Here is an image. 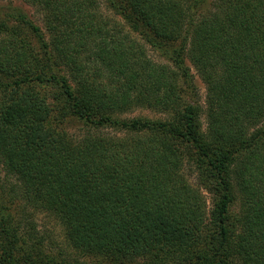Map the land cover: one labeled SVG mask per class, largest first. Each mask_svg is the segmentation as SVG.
Instances as JSON below:
<instances>
[{
    "label": "trees",
    "instance_id": "16d2710c",
    "mask_svg": "<svg viewBox=\"0 0 264 264\" xmlns=\"http://www.w3.org/2000/svg\"><path fill=\"white\" fill-rule=\"evenodd\" d=\"M22 1L44 28L0 4V264H264V0H108L168 63L99 0Z\"/></svg>",
    "mask_w": 264,
    "mask_h": 264
},
{
    "label": "rangeland",
    "instance_id": "374dc122",
    "mask_svg": "<svg viewBox=\"0 0 264 264\" xmlns=\"http://www.w3.org/2000/svg\"><path fill=\"white\" fill-rule=\"evenodd\" d=\"M101 5L100 10L108 17L113 19L115 22L119 23L122 28L130 33L134 38L138 41L143 43L146 46V50L148 51L149 55L158 62L168 63L165 58L160 55V52L152 48L150 44L146 42V40L142 37L141 34L138 32L133 31V29L124 22V20L116 13L115 9L112 7L111 3L108 0H99ZM0 4H11L14 6H20L23 8L29 16L41 27L44 28V24L42 21V15L40 12L31 4L23 2L22 0H0ZM30 41L32 42L35 48H38L40 42L38 39L33 35L28 33ZM187 63L191 65L189 59H187ZM192 67V72L195 74V80L198 85L199 89V100L202 107L205 109V101H206V87L205 84L202 82L200 77L196 74L194 67ZM135 115H145L152 118L161 117L158 112L147 108H138L126 114V116H135ZM63 121L60 122V128L66 129L68 132L72 134L79 133V126L77 123L71 120H65V117L62 118ZM202 120L204 125L206 124V116H202ZM191 182L196 184V179L191 177ZM26 206V205H24ZM208 206L211 208V202L208 198ZM28 217V220L31 221L32 225L35 227L36 236L44 242V245L52 250L54 253H64L69 252L71 253L72 250L68 246V242L65 237V230L63 225L55 219L52 215L42 212L39 210H35L32 206H27V211H25ZM72 254H75L72 252Z\"/></svg>",
    "mask_w": 264,
    "mask_h": 264
}]
</instances>
